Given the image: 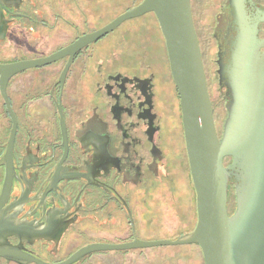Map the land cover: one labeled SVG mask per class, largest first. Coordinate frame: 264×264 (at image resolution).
<instances>
[{"label": "flooded vegetation", "instance_id": "1", "mask_svg": "<svg viewBox=\"0 0 264 264\" xmlns=\"http://www.w3.org/2000/svg\"><path fill=\"white\" fill-rule=\"evenodd\" d=\"M110 1L0 0V264H180L151 261L150 247L65 262L89 245L148 241L150 232L180 236L197 225L179 95L153 12L72 55L7 68L111 23L121 13L104 22ZM142 1L130 0L122 13ZM190 9L212 107L203 42L214 47L215 92L225 108L217 129L213 107L220 138L236 22H256L264 40V0H190ZM236 184L233 177L227 186L229 215ZM181 245L194 246L185 264H205L197 244Z\"/></svg>", "mask_w": 264, "mask_h": 264}, {"label": "water", "instance_id": "2", "mask_svg": "<svg viewBox=\"0 0 264 264\" xmlns=\"http://www.w3.org/2000/svg\"><path fill=\"white\" fill-rule=\"evenodd\" d=\"M147 12H153L159 22L179 95L185 147L197 195L198 222L192 232L180 236L89 245L65 263L92 251L150 247L146 254L151 261L178 260L185 264L190 262L194 246L181 244L194 243L200 247L205 264H264V51H261L264 40L257 37L256 22H236L237 34L225 83L227 116L220 138L214 125L190 0H143L97 32L49 57L7 68L16 71L72 55L121 22ZM223 71L218 70L220 83L225 78ZM219 101L222 100L216 94L214 105ZM225 158H231L226 166ZM233 177L237 182L236 208L229 215L227 186Z\"/></svg>", "mask_w": 264, "mask_h": 264}, {"label": "rangeland", "instance_id": "3", "mask_svg": "<svg viewBox=\"0 0 264 264\" xmlns=\"http://www.w3.org/2000/svg\"><path fill=\"white\" fill-rule=\"evenodd\" d=\"M109 3H110L113 13H110L109 15H107L104 22L108 21L110 18L112 19L113 16L115 17L117 14L122 13V11H124V8L130 4V0H111ZM203 49L205 52V57H204L205 72L207 75L208 84H209V88L211 92V99L213 101L216 95V92H215L216 81L214 79V74H213L214 64L212 61V59L214 58V47L210 43L204 41ZM223 106L224 104L222 101L217 102L215 105L213 103L214 119H215L217 129L221 128V125H222V122L225 116V108ZM166 236H175V235L165 234V233H155V232H150V233L143 235V237L145 238L166 237Z\"/></svg>", "mask_w": 264, "mask_h": 264}]
</instances>
